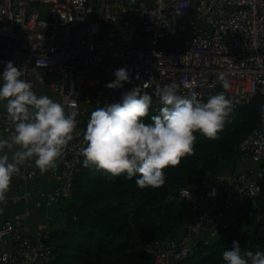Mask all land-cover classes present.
Here are the masks:
<instances>
[{
    "label": "built area",
    "instance_id": "obj_1",
    "mask_svg": "<svg viewBox=\"0 0 264 264\" xmlns=\"http://www.w3.org/2000/svg\"><path fill=\"white\" fill-rule=\"evenodd\" d=\"M6 61L21 66L28 80L38 69L53 74L60 103L66 113L76 114L73 139L50 171L52 189L32 186L41 173L34 161H26L0 202L3 208L19 203L50 208L71 195L91 112L119 102L132 87L152 96L156 113L161 106L157 89L173 82L179 94L195 93L205 101L224 91L233 106L264 96V0H0V72ZM121 67L129 70L130 82L122 88L99 86L115 80L114 71ZM90 70L103 77L88 92ZM220 73L230 81L229 89H223ZM13 129L0 102V136ZM240 151L263 168L227 174L206 192L197 186L182 190L190 204L208 201L210 206L193 218L179 242H164L153 251L155 264L185 259L202 233L226 229L241 202L264 194V122ZM31 215L16 212L0 226V264H51L53 252L46 244L51 229L45 224L29 232Z\"/></svg>",
    "mask_w": 264,
    "mask_h": 264
},
{
    "label": "trees",
    "instance_id": "obj_2",
    "mask_svg": "<svg viewBox=\"0 0 264 264\" xmlns=\"http://www.w3.org/2000/svg\"><path fill=\"white\" fill-rule=\"evenodd\" d=\"M104 82L99 86L106 85ZM260 105H264V96L256 94L248 104L233 106L217 139L195 132L194 153L166 168V182L157 188L142 189L135 177H116L95 165L82 164L70 197L38 209L44 214L42 225L51 229L46 241L53 252L51 264H155L153 251L164 242H179L193 218L210 206L208 201L190 204L181 191L194 186L202 191L205 184H214V189L223 176L242 171L237 170L244 157L240 145L262 127ZM153 114L156 112L150 105L144 119L149 121ZM262 168L255 163L251 169ZM45 172H40L32 185L50 191V170ZM22 204L8 205L4 210L21 208ZM239 207L226 229L216 235L206 230L192 243L188 256L173 264H225L222 252L234 239L242 248L264 252V194L247 198ZM12 217H2L0 226Z\"/></svg>",
    "mask_w": 264,
    "mask_h": 264
},
{
    "label": "clouds",
    "instance_id": "obj_3",
    "mask_svg": "<svg viewBox=\"0 0 264 264\" xmlns=\"http://www.w3.org/2000/svg\"><path fill=\"white\" fill-rule=\"evenodd\" d=\"M47 60L41 67L45 66ZM115 80L108 88H122L130 82L126 67L114 71ZM13 61H6L0 72V102L14 122L7 137L0 136V202L6 201L12 178L26 161H34L42 172L57 167V161L77 128L75 112L68 114L64 106L46 94H39L31 80ZM223 89L231 87L224 73L218 76ZM161 106L156 114L146 117L152 96L141 94L134 86L122 93L119 102L95 108L84 131L85 146L80 152L85 167L95 165L112 176L135 177L140 188H157L165 184V169L176 166L181 158L194 153L195 132L217 139L233 111L232 100L224 91L207 100L178 93L174 82L157 89ZM264 120V105L259 106ZM4 208L0 207V214ZM225 264H264V252L241 247L233 240L224 249Z\"/></svg>",
    "mask_w": 264,
    "mask_h": 264
},
{
    "label": "crops",
    "instance_id": "obj_4",
    "mask_svg": "<svg viewBox=\"0 0 264 264\" xmlns=\"http://www.w3.org/2000/svg\"><path fill=\"white\" fill-rule=\"evenodd\" d=\"M92 72H95V77L91 79L90 81V85H94V86H97L98 85V81L99 79H101L103 76L101 75V73L99 71H92L90 70L89 71V78L90 75L92 74ZM33 73H36L38 75V81H35L36 83L33 84V87L34 89L39 93V94H46V95H49L50 97H52L54 100L60 102L59 100V97L57 95V93L54 91V82L56 80V77L53 75V74H49L48 72L44 71V70H34L31 72L30 76L33 74ZM98 77V78H96ZM98 80V81H97ZM91 108H93V104L89 105ZM66 112V111H65ZM51 171V169H49ZM41 173H46L45 171L42 172L40 171ZM33 186V185H32ZM47 187V186H45ZM37 189L40 188V187H36ZM16 190V188H12V192H14ZM10 191V189H9ZM27 207H31V210H35V208L32 206V205H29V204H22V208H23V211L26 210ZM20 211H22L20 209ZM37 211V210H35ZM30 221V220H29ZM30 228V226H29ZM32 231H35V229H32L30 232Z\"/></svg>",
    "mask_w": 264,
    "mask_h": 264
},
{
    "label": "rangeland",
    "instance_id": "obj_5",
    "mask_svg": "<svg viewBox=\"0 0 264 264\" xmlns=\"http://www.w3.org/2000/svg\"><path fill=\"white\" fill-rule=\"evenodd\" d=\"M94 73L95 72H92V74L90 75L91 78H89V81L87 82L88 92L92 91V88H94L93 86L90 85L91 79L95 77V74ZM29 80H31L33 84L36 83L35 81H38V75L36 73H33L30 76ZM254 165H255V163L252 162L250 158L243 157V159L239 163V167H238L237 170H242V171L243 170H248V169L254 168ZM20 209L23 211V208L22 207L20 208L18 206H14V207H11L8 210H4L3 214H0V220H2V217H3V219L4 218L7 219L9 217V215L11 216L12 214H14L16 212H22V211H20ZM29 209L31 210V207H27L26 210H24V211H28V212H31L32 213V215H31V217L29 219L30 220L29 221V224H28V228L30 226L29 232L32 229H35V231H36L43 224L44 214L42 213L41 210L35 211V210L32 209V211H30ZM203 235H205V234H203Z\"/></svg>",
    "mask_w": 264,
    "mask_h": 264
},
{
    "label": "water",
    "instance_id": "obj_6",
    "mask_svg": "<svg viewBox=\"0 0 264 264\" xmlns=\"http://www.w3.org/2000/svg\"><path fill=\"white\" fill-rule=\"evenodd\" d=\"M112 81L111 78H108L106 79V82H110ZM214 187V184H205L203 187H202V191H206V190H210Z\"/></svg>",
    "mask_w": 264,
    "mask_h": 264
}]
</instances>
